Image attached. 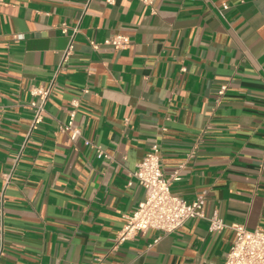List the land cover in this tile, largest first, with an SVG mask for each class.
I'll use <instances>...</instances> for the list:
<instances>
[{
	"label": "crops",
	"instance_id": "0c3cea01",
	"mask_svg": "<svg viewBox=\"0 0 264 264\" xmlns=\"http://www.w3.org/2000/svg\"><path fill=\"white\" fill-rule=\"evenodd\" d=\"M53 81L29 136L31 89ZM155 144L206 218L116 247ZM234 225L264 227V0H0V264H224Z\"/></svg>",
	"mask_w": 264,
	"mask_h": 264
},
{
	"label": "built area",
	"instance_id": "2783aa9c",
	"mask_svg": "<svg viewBox=\"0 0 264 264\" xmlns=\"http://www.w3.org/2000/svg\"><path fill=\"white\" fill-rule=\"evenodd\" d=\"M107 2L113 4L114 0H107ZM139 2L150 7L154 0H139ZM78 31V28L74 29L71 43L63 56V63H66L72 54L73 39ZM62 32L66 34L68 28L63 26ZM104 45L112 46L117 50H125L130 46V40L124 35H114L107 39ZM98 46V44H94L95 48ZM53 87L54 81L47 88L33 87L31 89L35 100L30 104L33 117L29 136L43 122L46 104ZM225 90L226 87H222L219 94L222 96ZM74 119L75 112H72L69 122L60 127L61 132L70 133L73 141L82 137L80 131L74 128ZM84 145L94 149L99 159L108 157L93 141L84 139ZM161 162V149L155 144L133 173L136 182L144 189L145 196L137 209L126 216V223L116 238V247L134 240L149 230L170 234L182 228L190 220L206 218L205 195L199 196L193 202H187L178 197L173 193L172 185L180 180L179 174L176 172L169 178L165 177ZM5 179L9 183L11 175L7 174ZM208 221L212 233L222 232L227 227L217 215L208 218ZM232 229L235 231L236 238L224 264H264V227L248 230L244 225H234Z\"/></svg>",
	"mask_w": 264,
	"mask_h": 264
}]
</instances>
